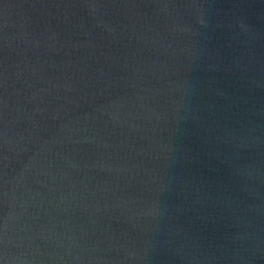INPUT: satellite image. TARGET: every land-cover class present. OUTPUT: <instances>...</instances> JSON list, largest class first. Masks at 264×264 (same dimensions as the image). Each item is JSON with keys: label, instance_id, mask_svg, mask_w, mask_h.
Returning <instances> with one entry per match:
<instances>
[{"label": "water", "instance_id": "95a60500", "mask_svg": "<svg viewBox=\"0 0 264 264\" xmlns=\"http://www.w3.org/2000/svg\"><path fill=\"white\" fill-rule=\"evenodd\" d=\"M0 264H264V0H0Z\"/></svg>", "mask_w": 264, "mask_h": 264}]
</instances>
